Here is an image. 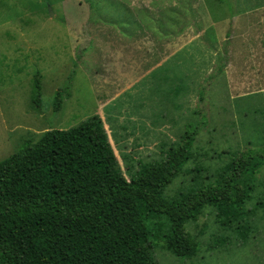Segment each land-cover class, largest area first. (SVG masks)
Here are the masks:
<instances>
[{"label":"rangeland","instance_id":"374dc122","mask_svg":"<svg viewBox=\"0 0 264 264\" xmlns=\"http://www.w3.org/2000/svg\"><path fill=\"white\" fill-rule=\"evenodd\" d=\"M95 115L127 180L201 120L164 193L212 183L264 147V0H0V161ZM245 208L246 243L206 207L185 226L197 255L176 258L152 240L156 263L264 264V165Z\"/></svg>","mask_w":264,"mask_h":264},{"label":"trees","instance_id":"16d2710c","mask_svg":"<svg viewBox=\"0 0 264 264\" xmlns=\"http://www.w3.org/2000/svg\"><path fill=\"white\" fill-rule=\"evenodd\" d=\"M67 89L57 90L55 110ZM201 123L187 124L176 145L160 160L140 164L128 180L97 115L25 140L0 161V264H157L152 240L191 259L200 247L185 226L206 207L246 243L253 211L245 204L264 147L232 158L210 184L165 196L191 158Z\"/></svg>","mask_w":264,"mask_h":264},{"label":"water","instance_id":"95a60500","mask_svg":"<svg viewBox=\"0 0 264 264\" xmlns=\"http://www.w3.org/2000/svg\"><path fill=\"white\" fill-rule=\"evenodd\" d=\"M49 11H50V9H49Z\"/></svg>","mask_w":264,"mask_h":264}]
</instances>
